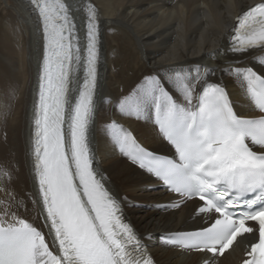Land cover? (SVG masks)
Returning <instances> with one entry per match:
<instances>
[{"label":"snow or ice","instance_id":"obj_1","mask_svg":"<svg viewBox=\"0 0 264 264\" xmlns=\"http://www.w3.org/2000/svg\"><path fill=\"white\" fill-rule=\"evenodd\" d=\"M30 4L42 26L33 157L48 232L21 218L19 204L5 208L0 218V264H155L141 235L127 221V197H121L110 177L94 166L98 13L86 6L82 49L64 3ZM225 51L238 57L259 52L255 59L264 65V0L241 9ZM226 70L246 83V95L260 115L235 112L219 83H194L179 70L166 82L159 72L149 71L117 107L137 116L150 111L160 134L174 148L172 157L160 158L140 146L132 132L115 121L107 128L124 157L180 201L195 200L196 213L204 217L205 223L192 231L162 236L164 243L211 254L204 262L211 264L237 237L250 236L242 264H264V71L254 65ZM253 145L262 151H254ZM7 198L15 203L14 196ZM181 206L171 199L156 205L164 210Z\"/></svg>","mask_w":264,"mask_h":264},{"label":"bare ground","instance_id":"obj_2","mask_svg":"<svg viewBox=\"0 0 264 264\" xmlns=\"http://www.w3.org/2000/svg\"><path fill=\"white\" fill-rule=\"evenodd\" d=\"M254 2L62 0L76 26L82 49L86 45V6L94 7L98 13L99 82L91 127L94 166L106 178L110 177L112 187L121 197H127V221L141 235L155 264L199 263L200 254L182 255L158 242L162 232L195 225L196 221L188 222L195 204L188 203L169 213L143 207L165 201L168 196L148 189L157 183L116 150L107 125L115 121L144 146L156 151L166 147L150 120V111L137 116L117 107L120 99L149 71L159 72L166 82L179 70L194 83H219L238 113L251 111L241 78L226 69L254 65L257 71H264V65L255 59L261 53L238 57L225 50L236 17L242 8ZM42 43L41 25L32 6L26 0H0V218L5 208L15 209L19 204L21 218L47 230L34 179L30 142ZM112 112L124 117V121L116 120ZM110 114L109 118L103 117ZM9 195L14 196L15 203L7 198ZM235 252L236 249L222 257L220 264H236Z\"/></svg>","mask_w":264,"mask_h":264},{"label":"rangeland","instance_id":"obj_3","mask_svg":"<svg viewBox=\"0 0 264 264\" xmlns=\"http://www.w3.org/2000/svg\"><path fill=\"white\" fill-rule=\"evenodd\" d=\"M9 3H10V2H9ZM114 114H115V113L112 112V115H114ZM103 115H104V114H103ZM109 116L111 117V114L108 115V116H103V117H108V118H109ZM116 117H118V118H116ZM114 118H115L116 120H117V119H118V120H121L122 122L124 121V117H122V116H116V115H114ZM122 119H123V120H122ZM97 120H98V119H95V121H94L95 126H96ZM138 138L141 139L139 135H138ZM143 140L146 141V138H144Z\"/></svg>","mask_w":264,"mask_h":264}]
</instances>
